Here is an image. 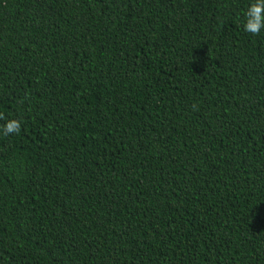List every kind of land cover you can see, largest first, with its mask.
Here are the masks:
<instances>
[{
  "label": "trees",
  "instance_id": "1",
  "mask_svg": "<svg viewBox=\"0 0 264 264\" xmlns=\"http://www.w3.org/2000/svg\"><path fill=\"white\" fill-rule=\"evenodd\" d=\"M248 3L0 0V264H264Z\"/></svg>",
  "mask_w": 264,
  "mask_h": 264
},
{
  "label": "clouds",
  "instance_id": "2",
  "mask_svg": "<svg viewBox=\"0 0 264 264\" xmlns=\"http://www.w3.org/2000/svg\"><path fill=\"white\" fill-rule=\"evenodd\" d=\"M243 31L253 36L264 34V0H249L247 7L243 10ZM0 135L19 134L24 125L23 118L16 116H5L0 113Z\"/></svg>",
  "mask_w": 264,
  "mask_h": 264
}]
</instances>
